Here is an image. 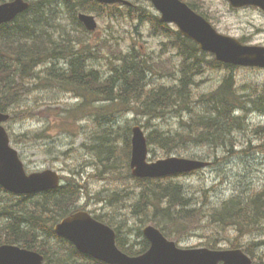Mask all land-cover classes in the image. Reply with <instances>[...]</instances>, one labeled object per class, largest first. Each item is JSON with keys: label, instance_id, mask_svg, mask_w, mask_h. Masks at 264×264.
I'll list each match as a JSON object with an SVG mask.
<instances>
[{"label": "rangeland", "instance_id": "1", "mask_svg": "<svg viewBox=\"0 0 264 264\" xmlns=\"http://www.w3.org/2000/svg\"><path fill=\"white\" fill-rule=\"evenodd\" d=\"M189 1L200 5L219 31L238 38L250 35L252 44L264 45V12L258 8L234 9L228 0ZM131 2L134 6H149L147 0H131ZM63 13H60L57 19L60 37L78 32L82 43L81 49L87 47L92 50L90 63L99 68L98 70L102 71L104 76L109 73V59L117 62L112 51L127 52L133 47L144 56L151 54L154 59H157L154 63L156 73L152 76L155 87L145 82L143 84L145 89L157 90V86H171L178 83L181 58L176 49L170 50L167 37L156 35L154 18L140 21L136 17H128V10L124 9L122 11L124 17L115 19L110 15V8H108L98 12L96 31H83V35L71 22L69 14L65 11ZM39 14L41 17L42 13ZM77 42L79 41L76 40L75 43ZM164 42L167 43L164 44ZM56 64L60 67L64 65L60 61ZM46 65L48 63L44 65L42 63L41 68H44L38 71L39 77L47 76L51 65L45 67ZM225 74L224 71L208 70L207 73L196 76V85L191 89V93L199 97L213 91ZM234 75L240 87L248 88L264 84V70L239 68L234 70ZM39 77L29 79L32 83H27L29 86L26 92L10 109L14 117L5 125L12 138L13 146L20 151L30 171L50 168L69 175L72 177L70 179L84 175L83 178L88 183H83V186L86 185L87 192L86 197L81 199L82 203L120 230V237L125 247L136 249L143 246L144 240L140 232L145 226L153 224V216L171 213L175 209H181L182 206L173 205L176 207L173 208L168 202L165 206L161 205L156 199L159 196L158 193L156 196L155 194L147 196L152 203L144 209L140 199L141 183L131 172H127L125 167H121L120 173L117 171V175L123 177L108 181L96 179V174L101 175L100 167L96 164L97 155L92 146L99 145L95 147L98 151L107 146L111 134L105 135L104 131L110 128L113 129V137L119 147H123L126 142L127 129L136 125H141L147 135L157 132V134L175 136L176 133L185 129V122L193 115L205 116L208 112L191 99L193 112L173 110L169 111L165 117L158 119L144 117L126 109V106H116V101H104V94L96 91H88L86 98L88 97L89 108L87 109L83 94L77 95L75 91L62 89L54 85L52 81L40 80ZM149 77L150 72L146 70L145 79ZM82 105H84L83 109H81ZM79 106L80 109L69 117L71 123L60 127L58 125L62 122H53L51 114H57L65 109L64 114L67 119L69 113L66 111ZM183 116L187 119L182 121ZM244 117V125L235 126L231 134L226 137L230 139L226 143L219 144L220 150L214 153H211L209 148L199 147L195 143H181L182 141H178L179 145L176 146L170 142L169 144L174 148L169 153L159 145H151L152 152L149 156H152L154 160L165 158L168 154V156L191 157L211 162V165L206 168L176 178L185 184L194 196L196 201L194 207L204 206L201 211L206 213L205 216L209 213V208L218 207L222 202L229 201L235 193H257L264 189V135L256 133L257 129L263 130L264 115L246 113ZM63 127L65 128L61 129ZM44 129H46V137H37ZM100 135L108 138L101 139ZM209 153L212 155L210 159L203 158V156L209 157ZM191 154L194 155L189 156ZM215 160L216 163H214ZM75 170H81L80 175H77ZM162 193L165 194L166 191ZM169 194L166 195L165 200L172 197ZM236 204L238 208L243 209L247 205L245 202ZM157 208L163 209L155 213L152 209ZM180 222H175L172 230L179 231ZM189 225L194 226L182 232L178 240L173 239L184 247H200L210 242L217 244L218 247L228 248L231 245L230 242L234 240L243 245L264 242V223L251 225V229L245 231L244 236H239L233 226L221 227L214 223L210 224L204 216L197 223L195 221ZM178 234L174 233V236ZM254 249L253 264H264V244ZM63 262L68 264L67 261Z\"/></svg>", "mask_w": 264, "mask_h": 264}, {"label": "trees", "instance_id": "2", "mask_svg": "<svg viewBox=\"0 0 264 264\" xmlns=\"http://www.w3.org/2000/svg\"><path fill=\"white\" fill-rule=\"evenodd\" d=\"M189 4L196 8L195 4L191 2ZM106 8H110V15L113 18L118 19L122 16L117 5H101L94 0H32L30 8L26 12L20 14L12 22L1 25L0 110L11 109L21 95L26 92L25 90L29 86L27 83H32L29 79L37 76V69L41 67L42 63L51 62L47 76H41L39 79L47 78L61 88L75 90L77 93L83 94L86 100L84 105L87 109L89 108L88 97L86 98L88 91L101 92L104 94V101H116V106H126V109L131 108L138 115L155 119L165 117L169 111L173 110L193 112L190 100L198 102L200 107L208 113L205 116L196 117L193 115L190 120L185 122V129L176 133L175 136L157 134V132L148 134L149 144L159 145L167 153L174 148L169 144L170 142L176 146L180 141H182L181 143L187 142V144L195 143L199 147L209 148L211 153H214L220 149L218 148L219 144L226 143L230 139V137H226L231 134V130L235 129V126L244 125L246 113L256 111L264 114V84L238 88L233 74L235 67L214 59H206L202 64L200 56L195 53L198 51V47L194 42L184 38L171 25L161 23L159 18L151 12L150 14L145 12V8H140V14L135 15L133 13L135 7H128V17L135 15L140 20L153 17L154 25H157V28L162 30V34L166 35L175 48L181 51L184 63L179 83L172 87L161 86L157 90L145 89L143 84L145 82L149 84V79H145V71L148 70L154 74L156 61H152V57L147 60L142 58L136 50L126 54L121 51L116 53L112 51L117 62L109 59L112 73L104 79L97 69L88 66V59L91 57L92 51L80 50L82 43L78 32L60 37L57 19L59 14L65 11L73 22L83 30L82 24L77 19V11H94V9L104 11ZM39 13H42L43 16L40 17ZM76 40L79 42L75 43ZM241 41L244 42L245 39L242 38ZM205 54L203 53V55ZM59 59L66 61L64 67L56 64ZM190 60L193 61L190 62ZM207 68L229 71V74L224 77L216 90L195 99L191 93V89L196 85L195 77L202 74ZM84 105L81 109L84 108ZM78 109L80 106L67 110L69 116L67 119L63 118L62 124L58 126L62 127L71 123L69 117ZM63 111L65 112V110ZM237 112L240 114L237 115ZM51 115L53 122L60 118L58 114ZM229 124L232 127H229ZM262 129H257L256 133L264 135V127ZM127 131L123 147H119L115 142L112 128L104 131L105 135L111 134L107 146L98 151L95 147L99 145L93 144L92 148L97 155L96 164L100 167L99 174L101 175L96 174V179H104L103 181L117 179L122 176L117 175V171L121 172V167H125L127 172H131V128H128ZM46 135L45 129L37 137L44 138ZM105 135L99 137L101 139L108 138ZM211 153H209V157H211ZM203 158L206 157L203 156ZM138 180L141 183L140 199L144 204V209L152 203L147 196L151 194L156 196L158 193L159 196L156 199L160 201L161 205L165 206L168 202L170 207L173 205L182 206L181 209H175L171 213L166 212L162 216L157 214L152 218L153 225L169 238L178 240L177 238L182 232L194 226L189 224L195 223V221L197 223L203 216L210 224L214 223L221 227L233 226L239 236L246 235L245 231L250 230L251 225L264 223V189L257 193H235L229 198V201L222 202L218 207L209 208V213L205 216L206 213L201 211L204 206L194 207L196 202L194 196L181 181L174 178ZM82 188L81 183L72 180L69 184L56 190L35 195L14 196L0 186V245L20 244L38 250L44 255L45 264H65L63 261H67L68 264H104L78 252L71 243L58 237L53 229L55 222L73 211L72 206L78 202ZM164 190L165 194L162 193ZM168 194L172 197L165 200ZM238 202L247 203L246 208H238L236 204ZM162 209L152 210L158 213ZM165 211L169 210L165 209ZM98 218L100 217L98 216ZM177 221H181L178 226L179 231L172 230L173 224ZM118 231L120 234L119 229ZM174 233L179 234L174 236ZM119 243L121 248L130 255L140 254L146 249V246L142 249L125 247L121 237ZM230 244L232 248L243 247L247 254L255 258L254 248L263 245L264 242L243 245L234 240ZM204 245L210 248L218 247L217 244L210 242Z\"/></svg>", "mask_w": 264, "mask_h": 264}, {"label": "water", "instance_id": "3", "mask_svg": "<svg viewBox=\"0 0 264 264\" xmlns=\"http://www.w3.org/2000/svg\"><path fill=\"white\" fill-rule=\"evenodd\" d=\"M117 2L122 0H99ZM162 12L163 21L176 22L181 31L196 40L205 50L217 55L219 60L245 66L264 67V47L247 46L232 37L220 35L204 18L197 15L179 0H152ZM234 5L256 3L264 8V0H231ZM29 4L14 0L0 5V24L16 17ZM89 29L96 28L94 17L80 15ZM8 115L0 113V184L15 193H31L54 188L58 185L57 172L45 170L27 175L16 150L9 146V137L2 121ZM148 143L143 132L133 129L131 167L139 177H161L190 172L207 163L199 160L170 157L153 163L147 162ZM56 232L71 240L79 251L109 264H252L241 249L210 250L208 248H179L155 227L144 229L151 241V248L137 257L123 253L116 245L115 231L93 219L87 212H78L64 219L55 227ZM222 261V263H220ZM0 264H43V257L18 246H0Z\"/></svg>", "mask_w": 264, "mask_h": 264}, {"label": "bare ground", "instance_id": "4", "mask_svg": "<svg viewBox=\"0 0 264 264\" xmlns=\"http://www.w3.org/2000/svg\"><path fill=\"white\" fill-rule=\"evenodd\" d=\"M86 79V78H85ZM83 101V100H82ZM136 127H138L142 132H143V134L145 135V136H148L147 134H146V132H145V130L143 129V127L141 126V125H136V126H134L133 128H136ZM50 138V137H49ZM214 150H215V148H214ZM176 156V155H175ZM96 157V156H95ZM93 163V162H92ZM96 167V166H95ZM98 171V170H97ZM134 176V175H133ZM104 180V179H103ZM137 187V186H136ZM203 193V192H202ZM197 198V197H196ZM260 231V230H259ZM258 232V231H257Z\"/></svg>", "mask_w": 264, "mask_h": 264}]
</instances>
